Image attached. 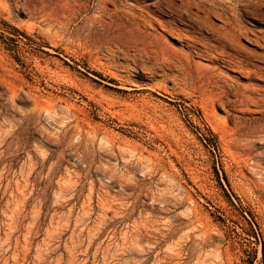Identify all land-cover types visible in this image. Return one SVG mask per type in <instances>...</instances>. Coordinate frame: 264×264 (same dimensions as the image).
<instances>
[{
	"label": "rangeland",
	"instance_id": "374dc122",
	"mask_svg": "<svg viewBox=\"0 0 264 264\" xmlns=\"http://www.w3.org/2000/svg\"><path fill=\"white\" fill-rule=\"evenodd\" d=\"M0 264H264V0H0Z\"/></svg>",
	"mask_w": 264,
	"mask_h": 264
},
{
	"label": "bare ground",
	"instance_id": "6f19581e",
	"mask_svg": "<svg viewBox=\"0 0 264 264\" xmlns=\"http://www.w3.org/2000/svg\"><path fill=\"white\" fill-rule=\"evenodd\" d=\"M106 12V11H105Z\"/></svg>",
	"mask_w": 264,
	"mask_h": 264
}]
</instances>
